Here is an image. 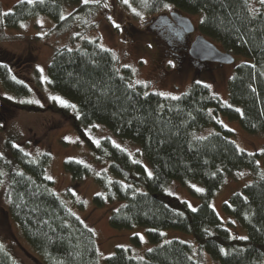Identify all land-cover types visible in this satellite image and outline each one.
<instances>
[{"label": "trees", "instance_id": "1", "mask_svg": "<svg viewBox=\"0 0 264 264\" xmlns=\"http://www.w3.org/2000/svg\"><path fill=\"white\" fill-rule=\"evenodd\" d=\"M134 1L151 13L171 4L176 12L198 14L195 27L199 33L249 61L237 62L228 77L226 104L195 80L177 96L131 85L130 68L119 69L112 52L96 39L83 38L76 47L53 50L46 66L47 83L74 103L75 112L68 115L73 126L82 132L87 125L102 124L120 138L136 142L148 163L149 170L108 137L88 142L92 159L104 163V168L97 170L74 158L63 162L73 181L90 177L100 187L92 195L95 205L117 203L108 215L110 226L148 227L153 245L143 258L132 257L127 247L117 246L105 257V264H198L188 243L176 238L161 242L159 229L163 228L190 233L197 248L218 264H263L264 151L239 148L217 114L236 119L249 132L264 133V4L261 0ZM66 6L72 9L64 13ZM95 6L82 0H19L0 14V26L17 27L31 16L45 14L54 20L53 28L62 31L74 21L75 13L92 11ZM0 84L16 96L29 93L27 84L2 62ZM5 118L0 107V120ZM208 124L215 130L197 134ZM3 147L0 199L39 261L96 264L92 229L52 190V180L45 174L50 152L42 149L33 155L10 137L4 139ZM241 168H248L253 178L221 203L223 213L246 230L245 236H232L209 201L225 177ZM170 180L201 183L203 191L191 190L200 199L197 206L191 208L173 198L174 208L165 192ZM63 193L82 206L70 187ZM132 238L138 242L136 236ZM0 264H18L1 242Z\"/></svg>", "mask_w": 264, "mask_h": 264}, {"label": "rangeland", "instance_id": "2", "mask_svg": "<svg viewBox=\"0 0 264 264\" xmlns=\"http://www.w3.org/2000/svg\"><path fill=\"white\" fill-rule=\"evenodd\" d=\"M17 1L19 0H0V14L11 10ZM87 2L96 3L95 8L92 11L75 13L74 21L62 31L53 28L54 20L45 14L31 16L17 27L0 26V62L6 63L14 76L24 81L29 88L28 95L16 96L4 90L0 84V107L2 116L6 117L0 120V151L5 152L3 141L10 137L14 144L33 155L42 149L50 152L51 161L45 168V174L52 180V190L92 229L97 247L96 264H105V257L117 246L127 247L132 257L143 258L145 250L153 245L147 236L148 227L110 226L108 215L117 203L95 205L92 195L98 192L100 187L90 177H85L79 182L73 181L71 174L64 169L63 162L67 158H74L91 164L97 170L104 168V163L92 159L88 142H97L103 137H108L114 144L129 152L134 159L143 163L147 170L148 163L142 157L136 142L120 138L102 124L87 125L82 132L73 126L68 115L75 112L74 103L52 91L47 83L46 66L53 50L59 47H76L83 38L96 39L101 46L112 52L119 69L125 66L130 68L128 81L131 85H141L146 91L177 96L187 91L195 80L206 84L226 104H229L228 77L237 62L249 61V58L233 54L235 59L232 63L216 64L211 61L194 65L181 53L180 40L173 34H168L163 29L162 21L157 18L162 11L172 9L171 4L151 13L134 0H127V3L125 0ZM71 9L72 6H66L64 13ZM186 15L196 26L198 14ZM155 18L158 23H155ZM195 30L199 33L196 27ZM212 42L223 49L220 44ZM170 51L176 55L172 56ZM25 105L30 108L21 107ZM217 120L232 131L230 138L239 148L248 152L264 151L263 132H249L236 119H230L220 113L217 114ZM213 130L214 125L208 124L198 130L197 134L202 135ZM252 178L253 174L248 168L236 170L225 177L209 201L232 236H245L246 230L235 218L223 213L221 203L226 201L232 192L240 191L242 185ZM67 187L74 193L75 200H82V206L75 204L71 197L65 196L63 192ZM198 189L203 190V185L195 180H187L185 183L170 180L165 192L169 197L168 202L174 208H177V205L173 198L183 200L189 207L194 208L200 199L191 190ZM159 231L161 242L176 238L188 243L192 258L196 259L198 264H218L197 248L190 233L176 228H163ZM133 236L137 237L138 242H135ZM0 242L18 264H42L35 251L22 237L18 225L6 212L1 199ZM262 263L264 264V256Z\"/></svg>", "mask_w": 264, "mask_h": 264}, {"label": "water", "instance_id": "3", "mask_svg": "<svg viewBox=\"0 0 264 264\" xmlns=\"http://www.w3.org/2000/svg\"><path fill=\"white\" fill-rule=\"evenodd\" d=\"M170 15L175 21L186 31H192L195 26L187 15H182L179 12L171 11ZM189 52L195 58L200 60H210L218 63L234 62V55L228 50H224L215 45L210 39L203 34L198 33L193 38Z\"/></svg>", "mask_w": 264, "mask_h": 264}, {"label": "flooded vegetation", "instance_id": "4", "mask_svg": "<svg viewBox=\"0 0 264 264\" xmlns=\"http://www.w3.org/2000/svg\"><path fill=\"white\" fill-rule=\"evenodd\" d=\"M172 10H175V9L172 7V9H167L165 11H162V13L157 15V18L162 21L161 23L163 25V29L168 34H173L174 36H176L180 40V42L182 43L181 53L184 54L185 56H187L194 65L206 64L208 62H211L208 60H200V59L195 58L194 56H192L190 54V52H189L190 44H191L193 38L195 37V35L198 33H196L195 28L192 31L184 30V28L182 26H180L175 21V19L169 14ZM180 14L184 15V13H180ZM157 18H155V23H158ZM171 53L173 54L172 56L176 55L172 51H170L169 54H171ZM214 63H216V62H214ZM216 64H218V63H216Z\"/></svg>", "mask_w": 264, "mask_h": 264}, {"label": "snow or ice", "instance_id": "5", "mask_svg": "<svg viewBox=\"0 0 264 264\" xmlns=\"http://www.w3.org/2000/svg\"><path fill=\"white\" fill-rule=\"evenodd\" d=\"M85 2H87V0H85ZM96 2L98 3L99 0H96ZM125 3H127V0H125ZM261 3L264 4V0H261ZM165 7H167V5H165ZM149 176H151V173L150 172H149ZM198 191H203V190L202 189H198ZM193 210H195V209H193Z\"/></svg>", "mask_w": 264, "mask_h": 264}]
</instances>
